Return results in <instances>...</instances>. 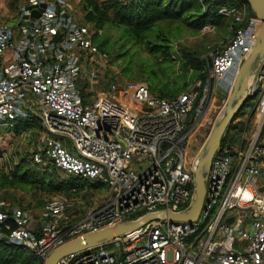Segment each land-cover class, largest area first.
Instances as JSON below:
<instances>
[{
	"label": "built area",
	"instance_id": "2783aa9c",
	"mask_svg": "<svg viewBox=\"0 0 264 264\" xmlns=\"http://www.w3.org/2000/svg\"><path fill=\"white\" fill-rule=\"evenodd\" d=\"M218 13L230 19L226 43L210 56L206 78L172 98L104 79L108 55L66 0H25L14 24H0V125L39 117L44 131L33 160L104 192L82 210L49 202L37 221L0 199V238L43 261L82 233L189 209L201 147L223 111L213 104L228 94L260 26L245 0L228 1ZM247 93L211 160L194 220H147L56 264H264V59Z\"/></svg>",
	"mask_w": 264,
	"mask_h": 264
},
{
	"label": "rangeland",
	"instance_id": "374dc122",
	"mask_svg": "<svg viewBox=\"0 0 264 264\" xmlns=\"http://www.w3.org/2000/svg\"><path fill=\"white\" fill-rule=\"evenodd\" d=\"M23 1L0 0V24L11 23ZM66 1L76 11L90 12L97 21L88 26L92 41L108 55L102 69L103 77L118 83L119 88L146 85L163 97L190 89L197 80H202V75L206 76L210 56L228 39L225 23L208 24V29L196 30L184 21L164 20L137 30L120 23L110 10L104 9L105 0H93L97 11L87 0ZM160 45L166 48L152 49V46ZM161 50H166L167 54ZM187 53L191 57L198 55L206 63L201 69L194 68L185 55ZM226 94H217L213 108L224 104L220 97H226ZM35 118L32 126L19 133L0 125V196L23 207L36 221L49 202L67 201L82 210L100 200L104 192L98 187H75L69 176L56 169L42 171L46 167L33 160L44 131L41 119ZM233 142L238 143V139ZM192 146L190 154L196 150V145ZM22 173L25 174L24 181L19 180Z\"/></svg>",
	"mask_w": 264,
	"mask_h": 264
},
{
	"label": "water",
	"instance_id": "95a60500",
	"mask_svg": "<svg viewBox=\"0 0 264 264\" xmlns=\"http://www.w3.org/2000/svg\"><path fill=\"white\" fill-rule=\"evenodd\" d=\"M245 1L248 3L253 14L260 20V26L251 51L235 73L233 83L224 99L223 113L211 127L201 147L200 156L193 172L195 191L194 199L192 200L189 209L186 212L178 214L166 213L164 211L148 213L141 218L132 221L117 223L113 226H106L95 231L82 233L66 240L61 245L54 248L42 261V264H56V262L63 256L105 244L115 237L124 236L128 232L137 230L145 224V221L147 220L168 218L169 220H183L190 222L198 216L204 200L206 178L211 160L215 152L220 148L222 139L225 136L230 123L250 98L247 93L250 80L261 67L264 59V0ZM32 15L36 17L38 16V13L32 11ZM0 240L4 242L8 241L5 236L0 238Z\"/></svg>",
	"mask_w": 264,
	"mask_h": 264
},
{
	"label": "trees",
	"instance_id": "16d2710c",
	"mask_svg": "<svg viewBox=\"0 0 264 264\" xmlns=\"http://www.w3.org/2000/svg\"><path fill=\"white\" fill-rule=\"evenodd\" d=\"M91 1L92 2L87 0V3L95 6V11H97V6L93 3V0ZM228 1L231 0H105L103 1V4L104 9L110 10L114 18H116L120 23L129 25L133 29L137 30L151 27L158 22L166 20L184 21L196 30L201 29L206 24L218 25L225 23L229 33L230 19L218 13L219 7ZM78 12L82 15L83 20L87 25L90 22H97L93 17H91L90 12L87 14L84 11ZM249 12L253 14L250 8ZM9 24H14V20ZM160 47L166 48V46L160 45L152 46V49H158ZM161 51L164 54H167L166 50ZM188 54L189 53L185 55L188 57L187 59L192 63L194 68L201 69L203 64L206 63L203 59L199 58L198 55L191 57V55ZM205 78V74L201 76L202 80ZM181 91L178 93L172 92L170 97L166 98L176 97ZM157 95L160 96L159 94ZM35 122L36 118L34 116H30L16 120L12 123V126H6V129L19 133L32 126ZM232 128L233 126L231 127V125H229L221 144H223L227 139L228 133ZM52 170H54L52 167L50 169H42V171L50 172H52ZM24 175L25 174L23 173L19 175V180L24 181ZM69 178H71L70 183L75 187H97L95 183H88L86 180L78 177L69 176ZM0 199L9 201L11 205L14 204L10 199L8 200V198L0 196ZM0 264H42V259L36 256L32 250L25 246L0 240Z\"/></svg>",
	"mask_w": 264,
	"mask_h": 264
},
{
	"label": "bare ground",
	"instance_id": "6f19581e",
	"mask_svg": "<svg viewBox=\"0 0 264 264\" xmlns=\"http://www.w3.org/2000/svg\"><path fill=\"white\" fill-rule=\"evenodd\" d=\"M223 113V112H222ZM222 113H221V115H222ZM221 115L219 116V118L221 117ZM193 147V146H192Z\"/></svg>",
	"mask_w": 264,
	"mask_h": 264
}]
</instances>
